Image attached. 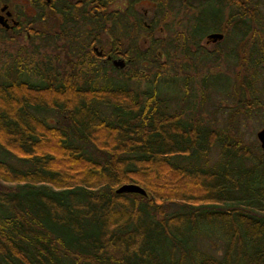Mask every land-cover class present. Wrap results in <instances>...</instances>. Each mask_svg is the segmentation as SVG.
Returning a JSON list of instances; mask_svg holds the SVG:
<instances>
[{
  "label": "trees",
  "instance_id": "obj_1",
  "mask_svg": "<svg viewBox=\"0 0 264 264\" xmlns=\"http://www.w3.org/2000/svg\"><path fill=\"white\" fill-rule=\"evenodd\" d=\"M253 52L248 74L203 76L201 96L255 92L264 47ZM5 58L0 148L14 160L0 159V264H264V151L238 135L236 109L229 135L170 109L158 74L97 84V66ZM123 183L145 195L116 193Z\"/></svg>",
  "mask_w": 264,
  "mask_h": 264
},
{
  "label": "flooded vegetation",
  "instance_id": "obj_2",
  "mask_svg": "<svg viewBox=\"0 0 264 264\" xmlns=\"http://www.w3.org/2000/svg\"><path fill=\"white\" fill-rule=\"evenodd\" d=\"M0 31L40 66L102 68V83L110 73L139 83L150 66L181 59L248 74L264 47V0H0Z\"/></svg>",
  "mask_w": 264,
  "mask_h": 264
},
{
  "label": "rangeland",
  "instance_id": "obj_3",
  "mask_svg": "<svg viewBox=\"0 0 264 264\" xmlns=\"http://www.w3.org/2000/svg\"><path fill=\"white\" fill-rule=\"evenodd\" d=\"M24 41H22V44ZM18 41L13 43L11 46L5 45L3 48L5 50H0L1 61L5 58L7 53L9 58L11 57H22L25 59L24 53H15ZM5 52V53H2ZM22 52V51H21ZM35 60L39 59V55H34ZM37 63V61H35ZM181 63L184 65L173 64L169 66H150L146 71V74L139 79V86L143 87L148 84V80L153 77V74H158L160 77L158 88L163 93L168 95L172 100L170 101V109L175 108L177 110H182L185 112H193L197 115L203 123L210 125L218 130L224 129L228 131L229 135L238 133V135L245 142H255L257 145V140L255 137L256 131L264 126V61L260 62L259 65L255 67L256 79H253L255 92L249 93L248 90L243 91L240 95L242 101H238V98H232L227 93L220 92L217 85H211L207 93L201 96V79L206 75H215L220 73L222 75H229L230 78L233 74L243 75V68L240 66H235L232 63H222L218 65L205 66L196 63L185 62L181 59ZM38 66V63H37ZM40 66V65H39ZM38 66V67H39ZM238 72H235L237 71ZM3 73V67L0 66V74ZM30 72L27 73L28 79L30 81H35L38 78L31 75ZM1 79V78H0ZM221 82V80H219ZM97 84H102L101 80L96 81ZM131 87H133V82H128ZM192 94L190 99H187L186 93ZM263 92V93H262ZM262 93V94H261ZM188 101V102H187ZM255 101V102H254ZM256 103V105L254 104ZM236 109L238 114L236 115V121L238 122L236 126V132L230 126H227L228 121L227 115L229 112ZM54 114H47L46 120L48 122H54ZM217 147H213L210 151L209 160L213 161L217 156ZM0 159L11 163L14 160L9 154L4 152L0 148ZM207 244L206 242H203ZM205 247L206 250L211 251V248Z\"/></svg>",
  "mask_w": 264,
  "mask_h": 264
},
{
  "label": "water",
  "instance_id": "obj_4",
  "mask_svg": "<svg viewBox=\"0 0 264 264\" xmlns=\"http://www.w3.org/2000/svg\"><path fill=\"white\" fill-rule=\"evenodd\" d=\"M256 140L258 141L259 148L264 151V127L259 128L255 133ZM116 193L120 192H129V193H138L141 195H145L144 190L138 186L137 184L133 183H123L119 185L114 190Z\"/></svg>",
  "mask_w": 264,
  "mask_h": 264
}]
</instances>
